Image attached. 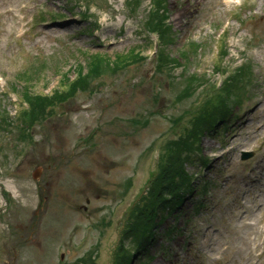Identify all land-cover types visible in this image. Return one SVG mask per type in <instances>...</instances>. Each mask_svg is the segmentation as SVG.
Wrapping results in <instances>:
<instances>
[{
    "label": "rangeland",
    "instance_id": "obj_1",
    "mask_svg": "<svg viewBox=\"0 0 264 264\" xmlns=\"http://www.w3.org/2000/svg\"><path fill=\"white\" fill-rule=\"evenodd\" d=\"M164 6V53L186 56L156 70L153 0H0V264L121 263L133 206L191 139L195 189L130 264H248V235L264 264V0ZM97 53L128 57L70 96ZM26 97L56 103L15 125Z\"/></svg>",
    "mask_w": 264,
    "mask_h": 264
},
{
    "label": "trees",
    "instance_id": "obj_2",
    "mask_svg": "<svg viewBox=\"0 0 264 264\" xmlns=\"http://www.w3.org/2000/svg\"><path fill=\"white\" fill-rule=\"evenodd\" d=\"M153 6L155 10L152 11V13L155 14V16L151 19L150 26L148 27V22H146L145 27L148 31L157 34L158 49L153 59L156 64L155 69L157 70L158 65L162 66L166 61H169L171 64L177 63L178 60L183 58V55L186 56V54L182 53L178 56L168 57V55L164 53L165 47L172 41L173 30L171 28L172 26L165 22L166 7L164 6V0H153ZM149 17L148 14L147 19H149ZM193 46L197 45L193 44ZM193 46L192 49H195ZM127 57L126 55L123 56L122 59L115 57L112 59L111 63H107V60L110 59L104 57L102 54H95L92 58L88 73H84V75L81 74L80 76L82 77L81 84L71 86L68 88L67 92L70 96H74L79 90L85 88L88 74L101 73V71L105 69L115 71ZM243 73L240 72L238 74L240 81ZM26 99L28 103L30 102L31 110L26 111L22 120L15 122V125L22 123H29L30 125V123H36L40 117L49 116L47 112L50 109L48 108L53 107L56 103L55 100L48 99L47 97H34L31 99L26 97ZM225 107L223 102V109H221L223 117L228 115L227 108ZM212 116L213 114L210 113L209 118ZM203 123L204 119L199 120L197 116L192 120V124L197 126L195 131L196 134L203 131V129H212L213 124L208 123V125H210L206 128V125L203 127ZM191 140L188 141L191 142ZM174 142L170 143V146H173ZM195 142L196 140H193V146ZM187 143L186 146L183 147L184 152H176L177 147L183 146V143L176 142V144L164 154V160L159 163L158 169L152 174L146 194L141 195L138 200V206H133L132 208L131 218L127 226L128 228L125 231V234L131 233L134 239L132 243V253L130 255L128 252L121 263L116 261L115 264H130L135 254L141 253L146 255L148 243H150L155 233L156 226L165 219L166 214L174 213L176 209L180 207L187 194L194 190L191 173L187 170V166L194 163L195 160L192 151L193 147L191 148V152H189L187 150ZM180 150L181 148H179V151Z\"/></svg>",
    "mask_w": 264,
    "mask_h": 264
},
{
    "label": "water",
    "instance_id": "obj_3",
    "mask_svg": "<svg viewBox=\"0 0 264 264\" xmlns=\"http://www.w3.org/2000/svg\"><path fill=\"white\" fill-rule=\"evenodd\" d=\"M250 155H251V153H243L242 158H247V157H249Z\"/></svg>",
    "mask_w": 264,
    "mask_h": 264
},
{
    "label": "bare ground",
    "instance_id": "obj_4",
    "mask_svg": "<svg viewBox=\"0 0 264 264\" xmlns=\"http://www.w3.org/2000/svg\"><path fill=\"white\" fill-rule=\"evenodd\" d=\"M246 212V211H245Z\"/></svg>",
    "mask_w": 264,
    "mask_h": 264
}]
</instances>
